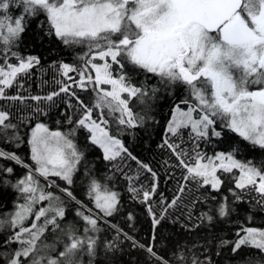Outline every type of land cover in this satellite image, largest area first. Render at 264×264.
I'll use <instances>...</instances> for the list:
<instances>
[{
    "label": "snow or ice",
    "instance_id": "obj_1",
    "mask_svg": "<svg viewBox=\"0 0 264 264\" xmlns=\"http://www.w3.org/2000/svg\"><path fill=\"white\" fill-rule=\"evenodd\" d=\"M30 24L51 43L81 50L79 64L50 65L59 78L43 95L25 86L43 66L42 57L21 54ZM161 86L185 93L159 145L169 153L166 179L123 139L150 119ZM60 105L63 120L51 128L42 118ZM81 130L105 174L77 143ZM25 143L31 163L0 147V161L26 170L16 177L0 163V187L17 194L13 209L0 212V264H98L101 251L115 255L124 242L152 264H218L224 250L231 264H264V227L250 226L264 214V160L248 158L264 154V0H0V145ZM117 176L144 205L153 243L112 223L124 199ZM172 181L166 196L161 183ZM234 216L230 239L156 249L163 221L192 233Z\"/></svg>",
    "mask_w": 264,
    "mask_h": 264
},
{
    "label": "trees",
    "instance_id": "obj_2",
    "mask_svg": "<svg viewBox=\"0 0 264 264\" xmlns=\"http://www.w3.org/2000/svg\"><path fill=\"white\" fill-rule=\"evenodd\" d=\"M51 37L47 36L44 31L41 30L39 25H29L28 32L25 35L23 44L21 46V54L23 55H37L42 57V68H38L30 81L25 85L31 94H46L56 86H52V81L57 78V74L53 75L55 72L51 69L50 65L54 61H63L70 64H79L78 56L81 54L79 48H67L63 45H56L51 43ZM51 73L53 76H51ZM74 75V74H72ZM51 78L50 82H47V78ZM136 80H142V75L134 76ZM149 83L155 84V79H151ZM78 94L81 95L87 102L91 103V93L81 92L77 89ZM14 92V90H13ZM185 95L184 90L180 89H170L164 90L161 86V93L159 98L153 103L150 110V119L147 123L140 128L133 129L131 134H125L123 139L125 140L129 149L136 155L139 159L143 160L145 163L150 164L154 169H156L162 177H165V170L162 167L163 162L169 159V153L167 150L162 149L159 145L162 144L165 138L166 126L171 118L172 109L174 104L178 102L179 98ZM138 110L140 106L138 105ZM65 109L63 105L57 108H53L49 111L47 117L42 119L52 127H57L55 121L63 120V113ZM71 110H69V114ZM23 132H27V129H23ZM88 133L81 130L77 134V139L79 142H85L89 152L87 160L91 165L97 167L100 170V174H105L108 169V165L102 159H100V150L91 146L86 140ZM8 151L15 150L18 155H20L25 162L31 163L29 158V149L27 144H22L20 148L14 149L10 145H0ZM204 150L211 155L212 146L205 145ZM216 150H222L217 148ZM249 159H253L256 163L264 160V154L257 150L254 154L248 156ZM0 163H6L8 166L14 167L15 176L20 177L26 171L24 168L14 165L10 161H0ZM130 167L135 170L136 164L134 161H127ZM110 174V173H109ZM176 177L180 176V170H175ZM14 182V180H13ZM79 185V184H78ZM117 188L124 194V199L122 202V209L119 215L112 220V223L118 224L125 232L133 236L136 240L143 244L153 243L151 237L153 235L151 219L148 216L144 205L140 204L137 200H133L131 196L126 191V184L122 177L117 176ZM175 187V181L170 183H161L160 191H162L166 196H171L172 190ZM225 194H227L225 192ZM82 195V193H78ZM17 199V194L15 191L8 187H0V212H10L13 209V204ZM131 213L134 217L133 220H128V214ZM175 215H180L177 211ZM241 217L247 215V213H240ZM68 221H73V214L69 213ZM236 217L228 221H220L215 227L211 229L201 228L198 232L189 233L180 227L179 223H173L171 219L163 221L160 226H158L156 231V241L155 246L158 251H167L171 254L173 246L177 244L180 246H189L192 242H199L201 244L204 241L211 240L215 236H224L225 238H232L235 231V221ZM250 226L264 227V214H259L255 217L253 223ZM105 238H110L114 233L109 230L103 234ZM87 259V258H85ZM218 264H231L229 253L224 250L221 256L214 258ZM98 264H152V262L147 257L146 252L141 249L132 248L130 242H124L121 246L119 252L115 255L108 254L105 255L103 251L97 257Z\"/></svg>",
    "mask_w": 264,
    "mask_h": 264
},
{
    "label": "rangeland",
    "instance_id": "obj_3",
    "mask_svg": "<svg viewBox=\"0 0 264 264\" xmlns=\"http://www.w3.org/2000/svg\"><path fill=\"white\" fill-rule=\"evenodd\" d=\"M52 73H53V75H55V72H52ZM52 73H51V76H53ZM70 75H72V74H70ZM51 78H52V77H51ZM51 78H50V77L47 78V82H50ZM58 78H59V76H58V74H57V79H58ZM52 86H56V85L53 83V81H52ZM170 119H171V118H170ZM170 119H169V120H170ZM49 126H50V125H49ZM50 127H51V128H54V127H52V126H50ZM77 143L80 145L81 148H84L86 151H89V150H90L89 148L87 149V147H86V145H85V142H79L78 139H77ZM85 150H84V151H85ZM85 153H86V155L88 156V153H89V152H85ZM94 165H95V164H94ZM94 165H93V166H94ZM94 169H97V167L94 166ZM101 175H103V174H101ZM81 180H83V177H81ZM80 183H81V181H78V182H77V184H80Z\"/></svg>",
    "mask_w": 264,
    "mask_h": 264
}]
</instances>
